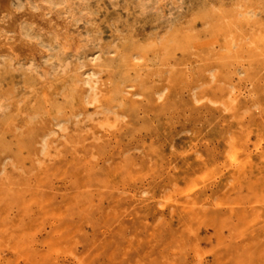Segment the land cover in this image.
<instances>
[{"label":"rangeland","instance_id":"374dc122","mask_svg":"<svg viewBox=\"0 0 264 264\" xmlns=\"http://www.w3.org/2000/svg\"><path fill=\"white\" fill-rule=\"evenodd\" d=\"M13 8L0 264H264V0Z\"/></svg>","mask_w":264,"mask_h":264},{"label":"bare ground","instance_id":"6f19581e","mask_svg":"<svg viewBox=\"0 0 264 264\" xmlns=\"http://www.w3.org/2000/svg\"><path fill=\"white\" fill-rule=\"evenodd\" d=\"M41 1V0H40ZM64 1V0H63ZM176 2V1H175ZM167 3H169V2H167ZM13 4H14V0H0V17H5V16H8V17H14V16H16L15 15V9L13 8ZM46 5V4H45ZM71 5V4H70ZM73 6L75 5V4H72ZM153 5V4H152ZM177 6V5H176ZM50 7V6H49ZM160 7V6H159ZM28 8V7H27ZM65 8V7H64ZM70 8V7H69ZM168 8V7H167ZM166 8V9H167ZM40 9V8H39ZM49 9V8H48ZM55 9V8H54ZM162 9V8H161ZM63 10V9H62ZM61 10V11H62ZM40 11V10H39ZM45 13H47V12H45ZM58 13V12H57ZM41 14H42V12H41ZM68 14V13H67ZM76 15V14H75ZM80 16V15H79ZM24 18V17H23ZM79 18V17H78ZM1 21H3V20H1ZM70 21V20H69ZM231 21V20H230ZM6 25V24H5ZM53 28H55V27H53ZM37 30V29H36ZM43 30V29H42ZM203 32V31H202ZM41 33V32H40ZM54 33V32H53ZM9 36V35H8ZM80 36H82V35H80ZM21 38V37H20ZM202 39V38H201ZM3 40H4V38H3ZM2 40V41H3ZM12 40H13V38H12ZM23 40V39H22ZM29 40V39H28ZM0 42H1V40H0ZM36 42V41H35ZM6 43V42H5ZM15 43V42H14ZM58 43V42H57ZM88 43H90V42H88ZM3 44V43H2ZM8 44V43H7ZM80 45V44H79ZM78 45V46H79ZM81 46V45H80ZM93 46V45H92ZM96 46V45H95ZM2 47V46H1ZM66 48H67V46H66ZM75 48V47H74ZM83 48H85V47H83ZM78 49V48H77ZM41 50V49H40ZM62 51V50H61ZM183 51V50H182ZM64 53V52H63ZM12 56V55H11ZM70 56V55H69ZM93 56V55H92ZM6 57V56H5ZM78 57V56H77ZM12 58V57H11ZM30 59V58H29ZM78 59V58H77ZM95 60V59H94ZM2 63V62H1ZM23 64V63H22ZM24 66H25V64H24ZM36 66V65H35ZM47 66V65H46ZM18 67V66H17ZM48 67H50V66H48ZM33 68V67H32ZM87 71V70H86ZM85 71V72H86ZM38 72V71H37ZM47 72V71H46ZM90 72V71H89ZM87 74V73H86ZM88 83V82H87ZM1 104V103H0ZM245 114V113H244ZM61 124V123H60ZM45 141V140H44Z\"/></svg>","mask_w":264,"mask_h":264}]
</instances>
